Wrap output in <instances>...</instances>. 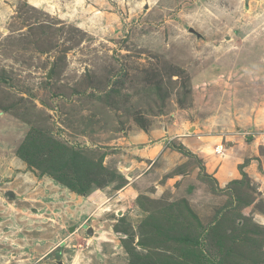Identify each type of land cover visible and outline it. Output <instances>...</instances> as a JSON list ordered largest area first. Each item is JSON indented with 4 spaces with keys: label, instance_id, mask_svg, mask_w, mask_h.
<instances>
[{
    "label": "rangeland",
    "instance_id": "1",
    "mask_svg": "<svg viewBox=\"0 0 264 264\" xmlns=\"http://www.w3.org/2000/svg\"><path fill=\"white\" fill-rule=\"evenodd\" d=\"M59 261L264 264V0H0V264Z\"/></svg>",
    "mask_w": 264,
    "mask_h": 264
},
{
    "label": "crops",
    "instance_id": "2",
    "mask_svg": "<svg viewBox=\"0 0 264 264\" xmlns=\"http://www.w3.org/2000/svg\"><path fill=\"white\" fill-rule=\"evenodd\" d=\"M134 137V139H135V137H137V138H143V139H145L146 137H144V136H139V134H135V135H133ZM143 139H141V140H143ZM163 140H164V142H166L167 140H165V138H163ZM170 140H172V139H170ZM169 139H168V141L166 142V144H164L163 145V143H158V148H159V150H166L168 147H170L171 146V144L172 143H170V144H168L169 143V141H170ZM175 142H177V141H175ZM179 142H180V144H182L183 143V140L181 139H179ZM182 142V143H181Z\"/></svg>",
    "mask_w": 264,
    "mask_h": 264
},
{
    "label": "water",
    "instance_id": "3",
    "mask_svg": "<svg viewBox=\"0 0 264 264\" xmlns=\"http://www.w3.org/2000/svg\"><path fill=\"white\" fill-rule=\"evenodd\" d=\"M191 32H192V33H195V35L199 36V34H197L196 31H194V29H191ZM50 76H51V73H50L48 79L50 78ZM9 197H11V198H15L14 193H9ZM73 230H74V228H72V231H73ZM88 235H89V236H93V235H94V230H93V228H89V229H88ZM59 264H64V263H63V261H59Z\"/></svg>",
    "mask_w": 264,
    "mask_h": 264
},
{
    "label": "trees",
    "instance_id": "4",
    "mask_svg": "<svg viewBox=\"0 0 264 264\" xmlns=\"http://www.w3.org/2000/svg\"><path fill=\"white\" fill-rule=\"evenodd\" d=\"M175 144H171V146L173 147ZM179 146V145H178ZM177 148V147H176ZM178 150H180V152L181 153H183L182 151V147H179V148H177ZM220 224H221V222H219ZM183 242H185V243H190V241L188 240V239H185V240H183ZM196 244H198V243H196ZM209 263V262H208Z\"/></svg>",
    "mask_w": 264,
    "mask_h": 264
},
{
    "label": "clouds",
    "instance_id": "5",
    "mask_svg": "<svg viewBox=\"0 0 264 264\" xmlns=\"http://www.w3.org/2000/svg\"><path fill=\"white\" fill-rule=\"evenodd\" d=\"M168 144H170V143H168ZM219 149V151H220V153L219 154H221L223 151V147L222 146H219V148H217V150Z\"/></svg>",
    "mask_w": 264,
    "mask_h": 264
},
{
    "label": "built area",
    "instance_id": "6",
    "mask_svg": "<svg viewBox=\"0 0 264 264\" xmlns=\"http://www.w3.org/2000/svg\"><path fill=\"white\" fill-rule=\"evenodd\" d=\"M219 150V149H218Z\"/></svg>",
    "mask_w": 264,
    "mask_h": 264
}]
</instances>
